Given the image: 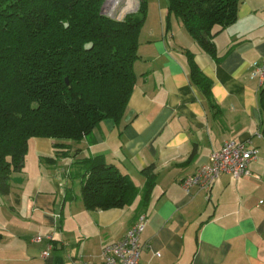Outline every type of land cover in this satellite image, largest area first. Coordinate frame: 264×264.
<instances>
[{"label":"crops","instance_id":"crops-1","mask_svg":"<svg viewBox=\"0 0 264 264\" xmlns=\"http://www.w3.org/2000/svg\"><path fill=\"white\" fill-rule=\"evenodd\" d=\"M213 42L214 55L167 14V0L148 8L121 119L102 120L79 141L28 140L24 167L10 174L9 193L0 194V264L99 261L105 243L119 240L140 214L147 217L139 235L142 263L264 264V82L251 75L264 55V0H242L236 21ZM188 51L209 81L214 107L190 75ZM225 140L258 150L251 175L222 174L208 190L185 191L181 180ZM71 142L75 155L63 152ZM95 155L130 177L138 190L132 203L85 208L78 161ZM150 163L155 184L140 208V169ZM69 188L73 200L64 199Z\"/></svg>","mask_w":264,"mask_h":264},{"label":"trees","instance_id":"trees-1","mask_svg":"<svg viewBox=\"0 0 264 264\" xmlns=\"http://www.w3.org/2000/svg\"><path fill=\"white\" fill-rule=\"evenodd\" d=\"M103 1L0 0L1 195L10 191V174L24 167L31 137L79 141L102 120L121 119L136 82L134 62L147 0H138V9L122 20L104 15ZM241 1L167 0V14L214 55L213 38L236 21ZM187 58L192 79L214 107L209 81L192 52ZM260 102L264 107V88ZM194 154L195 149L188 159ZM78 163L86 209L122 207L136 197L130 177L102 155ZM140 173L145 183L139 207L144 208L155 184V165ZM76 197L69 188L64 199Z\"/></svg>","mask_w":264,"mask_h":264},{"label":"built area","instance_id":"built-area-1","mask_svg":"<svg viewBox=\"0 0 264 264\" xmlns=\"http://www.w3.org/2000/svg\"><path fill=\"white\" fill-rule=\"evenodd\" d=\"M119 1L105 0L103 6L109 3L113 8ZM107 14L112 16L111 11ZM251 75L257 76L261 83L264 82V55L252 64ZM257 157L258 150L245 142L225 140L219 149L211 151L207 163L200 165L195 172L181 180V185L185 191H189L192 187L208 190L222 174H230L234 177L251 175L249 166ZM146 222L145 214L138 215L133 225L119 240L105 243L99 261L78 260L75 264H145L140 260L145 245L140 242L139 235ZM33 239L39 240V237L35 236ZM47 253L43 251L44 256Z\"/></svg>","mask_w":264,"mask_h":264},{"label":"rangeland","instance_id":"rangeland-1","mask_svg":"<svg viewBox=\"0 0 264 264\" xmlns=\"http://www.w3.org/2000/svg\"><path fill=\"white\" fill-rule=\"evenodd\" d=\"M104 2L105 0L103 1L101 12L104 15L109 16L107 13L111 11L112 16H109V17L114 18L116 20H122L126 14L135 12L139 6L138 0H120L118 3L115 4L113 8H112V5H110L109 3L106 6H103ZM157 3H158V0H147V10L148 8L157 7ZM106 7L108 9H106ZM63 150H64L63 151L64 153L70 151L74 155L77 154V151H78L74 142H71V146L69 144H65Z\"/></svg>","mask_w":264,"mask_h":264}]
</instances>
